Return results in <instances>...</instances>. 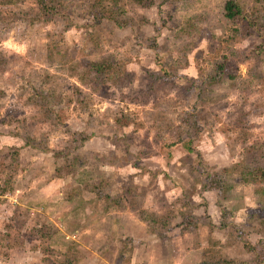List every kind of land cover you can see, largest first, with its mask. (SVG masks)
Wrapping results in <instances>:
<instances>
[{
    "label": "rangeland",
    "instance_id": "374dc122",
    "mask_svg": "<svg viewBox=\"0 0 264 264\" xmlns=\"http://www.w3.org/2000/svg\"><path fill=\"white\" fill-rule=\"evenodd\" d=\"M227 1L0 0V264H264V0Z\"/></svg>",
    "mask_w": 264,
    "mask_h": 264
},
{
    "label": "trees",
    "instance_id": "16d2710c",
    "mask_svg": "<svg viewBox=\"0 0 264 264\" xmlns=\"http://www.w3.org/2000/svg\"><path fill=\"white\" fill-rule=\"evenodd\" d=\"M35 1L37 5L40 7L41 14L44 15L45 17H48V16L52 17L56 14V10H55L56 0H35ZM132 1L138 5H144L145 0H132ZM223 13H224V17H226L229 20H232V21L239 20L241 22H245L244 29H247L253 26L252 23L248 21V18L245 16L241 7L235 0H229L224 4ZM89 65H90V68L97 74H101L105 72L103 63H91ZM224 65L225 64L217 63L214 66V69L212 70L213 74L210 77V81H208V84H214L218 81L216 80V75L219 76L220 75L219 73H222V74L224 73V70H225ZM218 79L222 80L223 76H219ZM246 175H247L246 176L247 178L244 176L245 181L253 182V183H258V182L264 183V168H261V167L255 168L254 170L247 172ZM201 264H207V263L202 262ZM224 264H233V263L225 262Z\"/></svg>",
    "mask_w": 264,
    "mask_h": 264
},
{
    "label": "crops",
    "instance_id": "0c3cea01",
    "mask_svg": "<svg viewBox=\"0 0 264 264\" xmlns=\"http://www.w3.org/2000/svg\"><path fill=\"white\" fill-rule=\"evenodd\" d=\"M145 233H147V234H145ZM144 233V235H142V236H138V237H133L134 238V242H135V244H136V247H135V249L136 250H138L139 249V242H141V241H147L148 239H149V235H148V232H145ZM196 251V250H195ZM134 259V256H132V260Z\"/></svg>",
    "mask_w": 264,
    "mask_h": 264
}]
</instances>
